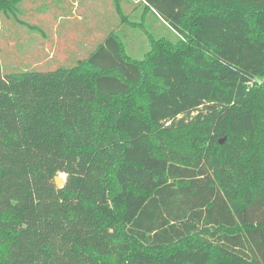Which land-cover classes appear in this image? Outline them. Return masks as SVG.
<instances>
[{
  "label": "trees",
  "instance_id": "1",
  "mask_svg": "<svg viewBox=\"0 0 264 264\" xmlns=\"http://www.w3.org/2000/svg\"><path fill=\"white\" fill-rule=\"evenodd\" d=\"M143 2L141 60L0 62V264H264V0Z\"/></svg>",
  "mask_w": 264,
  "mask_h": 264
},
{
  "label": "rangeland",
  "instance_id": "2",
  "mask_svg": "<svg viewBox=\"0 0 264 264\" xmlns=\"http://www.w3.org/2000/svg\"><path fill=\"white\" fill-rule=\"evenodd\" d=\"M25 0L9 18L2 16L0 62L3 75L35 70L71 68L85 59L112 32L119 35L134 59L149 52L147 32L176 41V35L145 10L143 0ZM194 115V114H193Z\"/></svg>",
  "mask_w": 264,
  "mask_h": 264
},
{
  "label": "water",
  "instance_id": "3",
  "mask_svg": "<svg viewBox=\"0 0 264 264\" xmlns=\"http://www.w3.org/2000/svg\"><path fill=\"white\" fill-rule=\"evenodd\" d=\"M224 141H225V139L220 141V143L223 144ZM55 182H56V185H57L58 188H63L65 186V180L61 176L60 177L57 176L55 178Z\"/></svg>",
  "mask_w": 264,
  "mask_h": 264
},
{
  "label": "built area",
  "instance_id": "4",
  "mask_svg": "<svg viewBox=\"0 0 264 264\" xmlns=\"http://www.w3.org/2000/svg\"><path fill=\"white\" fill-rule=\"evenodd\" d=\"M64 180H65V176L63 175V176H61Z\"/></svg>",
  "mask_w": 264,
  "mask_h": 264
}]
</instances>
